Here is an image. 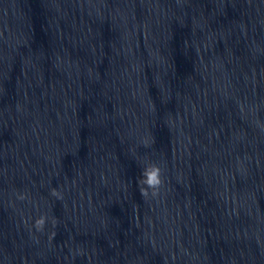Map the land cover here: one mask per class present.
Listing matches in <instances>:
<instances>
[{
    "label": "clouds",
    "instance_id": "9594fccd",
    "mask_svg": "<svg viewBox=\"0 0 264 264\" xmlns=\"http://www.w3.org/2000/svg\"><path fill=\"white\" fill-rule=\"evenodd\" d=\"M162 175V169L158 164L151 163L144 167L141 173V178L137 181L139 192L143 198L147 199L149 197V190H151L152 197H157L159 195L160 189L163 185ZM51 194L57 197L58 199L62 198L60 193L57 192L55 189L52 190ZM19 199L24 200L25 196L20 195ZM45 222L46 217L43 215L40 216L34 222L35 229L37 231H43ZM52 223L53 226H55L57 224V219L53 218Z\"/></svg>",
    "mask_w": 264,
    "mask_h": 264
}]
</instances>
